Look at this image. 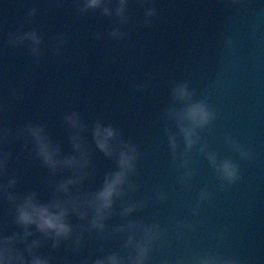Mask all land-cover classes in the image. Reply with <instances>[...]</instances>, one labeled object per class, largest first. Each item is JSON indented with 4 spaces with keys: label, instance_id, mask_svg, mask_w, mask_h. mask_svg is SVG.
Segmentation results:
<instances>
[{
    "label": "water",
    "instance_id": "obj_1",
    "mask_svg": "<svg viewBox=\"0 0 264 264\" xmlns=\"http://www.w3.org/2000/svg\"><path fill=\"white\" fill-rule=\"evenodd\" d=\"M156 3L163 18L151 28L132 30L125 48L109 39L97 41L94 33L110 28L112 22L98 13L77 16L72 0H64L62 8H57L54 0H0V100H7L12 88L24 95L0 115V125L15 128L26 119L44 122L70 151L59 122L61 114L77 110L87 121L103 116L140 148L141 188L136 198L151 195L158 187L169 193L166 204L150 203L137 218L161 223H167L169 217L189 222L199 219L203 223L190 240L196 249L215 248L214 234L228 227L227 246L222 250L247 257L251 264H264V0H246V7L238 12L235 6L226 9L223 0ZM33 6L38 13L26 28H35L45 37L39 65L27 48L7 45L8 34L16 31ZM130 8L135 17L143 16L135 0ZM60 31L68 33L69 43L63 54L55 57L48 38ZM228 36L233 39L230 47L225 46ZM149 73L155 79L147 81ZM180 79L190 80L198 95H208L217 109L216 134L205 131L202 136L210 150L240 164L242 178L235 185L221 188L207 160L195 151L192 167L196 175L190 186L184 188L176 182L179 172L172 165L159 117L169 99V83ZM132 81H147L146 90L134 91ZM223 133L250 149L254 160H241L224 144ZM13 150L19 151V145ZM95 163L99 175L93 188L99 186L103 172L113 167L99 153ZM19 174L18 191L43 190L47 173L37 163L26 162ZM205 186L210 201L202 206L198 218L193 217L191 205ZM42 199H47L46 191H42ZM7 212V206L0 204V219ZM98 246L94 238L89 240L82 255L94 258ZM118 247V240L106 245L110 251ZM172 248L176 254L183 252L174 237ZM41 251L48 253L47 248ZM51 254L59 258L58 264L70 255L66 247ZM160 255L155 254L153 264ZM80 258L74 257L73 264Z\"/></svg>",
    "mask_w": 264,
    "mask_h": 264
},
{
    "label": "clouds",
    "instance_id": "obj_2",
    "mask_svg": "<svg viewBox=\"0 0 264 264\" xmlns=\"http://www.w3.org/2000/svg\"><path fill=\"white\" fill-rule=\"evenodd\" d=\"M131 2L72 0L77 16L98 13L112 22L110 28L94 33L97 41L109 39L125 48L129 47L126 41L132 30L151 28L163 18L156 0H135L143 10L141 18L133 15ZM223 2L226 9L235 6L237 12L246 7V0ZM54 3L57 8L64 6V0ZM37 13L35 6L28 10L16 31L8 34L7 45L13 49L27 48L33 62L39 65L46 47L45 37L35 28H26ZM48 43L53 56L60 57L69 43L68 33L57 32L48 38ZM232 44V37H226L225 46ZM153 79L155 76L149 73L147 81ZM147 81H132L130 87L142 93ZM10 92L7 100H0V115L24 99L23 92L17 88ZM159 118L172 165L179 172L176 181L179 185L189 187L196 175L192 167L194 151L207 160L221 188L241 180L240 164L210 150L208 140L202 136L205 131L216 134L214 125L219 113L208 95H198L190 80L169 83V99ZM59 122L70 151L65 150L64 143L54 137L44 122L26 119L15 128L0 125V204L8 209L7 215L0 219V264H58L59 258L51 253L62 247L70 254L62 264H73L77 256L81 257L78 264H153L157 252L161 255L156 264H251L247 257L222 250L227 246L228 227L214 234L215 248L196 249L190 240L203 223L199 219L189 222L169 217L167 223H161L158 219L137 218L150 203L166 204L169 193L158 187L151 195L136 198L141 188L138 179L141 151L117 124L106 122L103 116L87 121L77 110L65 111ZM222 136L224 144L241 160H254L253 152L239 140L228 133ZM14 145H19V151L13 150ZM97 153L111 161L113 167L103 172L99 186L93 188L91 185L99 175ZM26 162H35L46 170L43 190H17L22 179L19 169ZM42 191L47 192V199H42ZM208 201L210 191L205 186L191 205L192 216L198 218ZM10 228L15 230L9 231ZM173 237L175 244L183 247L182 254L173 251ZM93 238L99 245L97 255L94 258L82 255ZM114 240L119 241V247L110 251L106 245ZM44 248L48 253L41 251Z\"/></svg>",
    "mask_w": 264,
    "mask_h": 264
}]
</instances>
